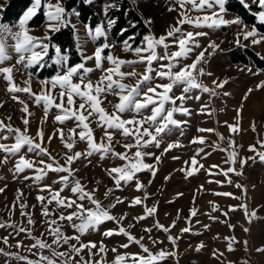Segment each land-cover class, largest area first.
Here are the masks:
<instances>
[{
    "label": "rangeland",
    "instance_id": "374dc122",
    "mask_svg": "<svg viewBox=\"0 0 264 264\" xmlns=\"http://www.w3.org/2000/svg\"><path fill=\"white\" fill-rule=\"evenodd\" d=\"M9 1L0 0V9H3ZM126 1L138 14L148 30L136 46H140L143 37L150 33L156 37L165 35L169 28L176 24L180 15V6L176 3V0ZM238 1L244 6L241 0ZM50 2L56 4L57 0H50ZM64 2L65 0H60L63 7ZM111 2L119 5V0H102L100 5H95L94 0L88 2L99 16V24H106L104 5ZM246 3L249 7H244L248 9V13L254 15L260 10L258 3L254 2V0H246ZM32 4L33 0L29 7ZM186 7L189 10V14L193 17L212 14V11L209 9H205L202 12L191 11V4H188ZM41 8L44 15V9L43 7ZM170 9L173 10L170 11ZM39 10H37V13ZM111 10L113 9H110L109 12ZM25 11L12 23H2L0 17V23L10 27L12 31H18V21ZM73 13L76 12L70 11L66 15L69 22L68 25L72 27L74 32L75 48L80 61L71 66L84 63L86 68L92 69L88 73L81 71V75H84L87 80L96 83L104 75V70L112 67L107 60L102 62V67L100 68L96 67L94 59L83 60L84 56L93 55L95 49L104 43H108L111 46L105 49V56L112 55L123 60L137 59L134 53L124 49V41L117 43L113 40L110 35L111 29L107 31L106 40L104 38L93 40L87 31L86 26L88 25L81 24L77 20V15ZM224 18L228 20L241 19L238 15L227 10ZM149 21L150 23H148ZM46 25L47 21L44 15L43 22L38 27L30 28L28 25L30 29L29 34L37 38L45 36L51 38L55 32L49 31ZM249 27L251 26L249 25ZM183 30L185 32L199 31L206 33V35L197 37L199 47L195 48L187 59L180 60V63L173 71H179L184 65L191 64L201 51L208 49V52H206V62L198 65V67H203L205 72V75L199 77L200 82L208 87L214 86L213 81L227 80V83L223 88L217 89L218 94L216 96H210L199 89H193L191 92L184 94L183 85L173 88L172 95L179 96L184 94L187 96L184 101H177V104L182 103L188 109V113H175L174 118L182 123L179 126H170L169 130L161 134V137H158V139H161L159 147H156L153 143L144 149V151L154 154L153 156L145 157L144 162L154 165L157 169L155 175L153 176L147 170L137 173V178L145 186L140 191H137L136 180L123 185L120 189L115 188L112 178L109 177L105 170L121 166L124 161L111 155L104 159H101L99 154H93L90 157L82 156L71 167L78 170L75 176L85 185L87 190L96 189L95 198L100 200L104 207L113 203L117 197L123 200V203L117 204L115 208L110 210L111 214L117 217L125 216L126 218L122 221L123 226L128 228L129 224L134 225L128 231L137 239L143 237L141 243L148 247L152 253H158L162 249L175 253L174 256H168L160 264H264V251H257V249L264 248V162L258 156L255 161L248 160L242 169V175H237L234 172H228L227 175H224L221 171H226L229 167H235L237 171H241L239 160L256 155L254 152L249 151V146L256 145L257 149H260L257 141L264 140V87H258V85H261V82H264V71L257 68L254 62L247 57L246 53V50H249L260 60L264 61V43L253 46L250 41H245L241 38L242 46H237L235 41L239 28L236 24L201 28H194L191 24H185L183 25ZM133 36H136V32L130 37ZM45 42L50 44V40H46ZM213 42L219 46L214 53L209 48V44ZM129 43L132 45V40H129ZM8 44V53L11 58L3 65H0V67L15 65L17 68H20L21 66L17 64V54L11 47L13 41L9 39ZM136 46L132 45V47ZM56 48V45L52 46V53L49 54L48 51V55L41 64L29 69L21 68L20 71L14 72L13 81L15 84L19 87H24L23 82L28 80L29 75H31V91L33 93H40L41 89L45 87L42 82L50 81L69 66L68 60L67 65L55 62L57 57ZM176 50L175 46L170 48V51ZM157 51L160 55H163L162 48H159ZM209 53L212 54L209 55ZM234 53L239 54L241 59L246 58V62L233 63L230 57ZM60 55L69 58L67 53L60 52ZM161 63H167V61H154L153 67L159 68ZM133 67H135L138 73H142L145 65L138 64ZM247 68H251L252 71H248ZM51 69L53 70V74L50 77H45L48 70ZM121 70L130 72L133 68L124 66ZM40 74L43 77H39ZM153 77L154 79L151 82L153 86L169 82L167 79L155 77V73H153ZM74 82H78V78H74ZM135 82V78H127L123 81V83L129 85H134ZM8 87V82L0 75V121L23 130L25 125L21 118L25 113L21 111L22 105L18 100L13 99V95L17 96L19 100H23L28 105V111L31 113L28 117L30 121L28 135L39 142L37 132L42 130L44 133V143L42 146L47 147L51 154L59 160L60 164H64L63 157L68 150L57 135V129H63L65 136H67L69 129L75 128L77 122L74 119H66L63 124L56 122L55 116L58 114L56 108H50L45 119L42 103L37 105L34 97L28 93H11L8 91ZM47 87H51V85L49 84ZM249 89H251V92H249ZM158 91L161 90L158 89ZM59 92L60 89L57 86L53 95L59 97ZM196 97H199V99H196ZM245 97L247 98L245 99ZM75 100L78 105L80 103L79 98H75ZM108 101L115 103L118 102V98L109 94L107 100L101 105L111 113L112 103ZM252 102L259 103V109L252 111L254 109ZM57 103H59V99H57ZM205 105H207L206 111L201 112L202 107ZM166 107H171V105H166ZM238 110H240L239 115ZM143 114L150 115L151 106L144 110ZM133 115L135 114L128 112L123 114L122 118L130 119ZM9 117H11L10 120L8 119ZM139 118L137 116V119ZM237 123L239 124L240 131L238 134L231 133L227 125ZM253 123L255 124V131L252 128ZM90 126L94 131L96 141L99 142L104 134L103 129L97 127L95 120L91 122ZM198 129H213L214 131L200 132ZM79 130L77 129V132ZM109 131L113 130L109 129ZM2 134L7 135L6 132ZM49 136L53 137L51 142H48ZM196 137H204L205 144L192 143ZM220 137H223L222 141ZM75 139L76 143L72 152L68 154L87 150L88 145L86 141H80L78 137H75ZM229 139L235 141L236 152L238 153L237 163L234 165L226 163L229 159L228 151L221 150V148H229ZM115 141H120V143H115ZM0 142L11 145L15 140L14 138H9L6 141ZM124 142H131V138L125 141L120 132L115 131L114 146L117 152L125 151L121 146ZM169 143H176L179 146L165 152L164 149ZM217 144L220 147H217ZM201 147L204 148V153H207V155L201 153L197 156L198 164L196 167L198 171H195L191 176H186L185 172L181 171V169L186 167L185 161L189 162L188 170H192L191 157ZM132 151L134 152L135 149ZM21 154L25 155L27 159H39L34 153L27 152V147L22 149ZM4 155L3 152H0V160H3ZM155 157L160 158L159 163L156 162ZM18 159V156H10L6 163H0V189H4L3 192H0V223L10 222L17 225H27V217L20 214L19 203L13 208V203L17 200V190L19 189L23 192L21 202H26L27 204L25 211L30 213L35 221V225L32 228V237H40L44 233L43 238L48 243H51L52 237L47 235L45 220L54 219L60 212L67 214L74 209L61 208L53 216L46 218L41 215V204L37 201L36 197L38 195H48L47 192L40 191V188L45 184L52 185L54 189H60L62 185L54 183V181L58 180L59 175H66V173L49 172L40 183H36L33 179H24L25 176H34L35 173L32 169H25L21 173H14V166ZM44 159L47 158L45 157ZM200 165H203V167H199ZM213 165H218L219 167L211 168L212 174H209L210 166ZM229 180L231 183H229ZM238 184L242 185L243 188L237 187ZM108 188H113L114 190L105 198L104 193ZM244 189H246V192ZM145 192L148 198L143 201V204L134 207L129 206L130 201L134 197H141L143 199ZM181 193L182 195H178ZM225 193H230L231 195H223ZM61 195L75 199L71 192V184L64 188ZM83 203L85 207H92L87 200L83 201ZM242 204L247 205L249 212L255 211V218L251 219V221L246 216L244 209L240 207ZM144 205L148 207L155 205L157 211L154 215L147 216L146 219L137 222L133 217L146 215ZM48 207L51 211L56 208V205L53 203ZM214 207L215 211L213 210ZM230 208L234 210H230ZM191 209H196L197 214L195 216L190 214ZM224 213H227V215H224ZM187 220H190L191 223L189 224ZM157 221L165 227L172 225L173 221H175V227H172L169 232H165L154 226ZM205 225L208 227L205 228ZM229 225L234 227H229ZM61 227L62 231L68 236L79 235L81 243L88 244V242H94L97 245L96 248L91 250L92 254L89 253L88 248H84L79 255L71 253L68 244H64L62 247L56 249L59 252H69L70 255L75 257L76 261H80L82 256L85 261H99L100 264H113L117 255L138 254L145 257L148 255V253L142 251L139 244L130 242L123 234L105 236L104 233L106 231L118 229L119 225L113 221H106L100 224L96 230L90 229L83 235L77 233L67 221L61 222ZM185 227H190L191 231L181 233V229ZM145 228H151L152 231L150 233L145 232ZM245 229H248V231H245ZM170 235L177 238L175 245L169 241L168 237ZM5 237L8 238L7 244L3 243V238ZM227 237H235L236 241H238L233 244V251L228 250L229 240L225 239ZM17 241H22L20 248L16 247ZM153 241H157V243L154 244ZM244 241H247V245H245ZM34 243L35 240L26 233H19L17 235L16 229L12 227H0V249H3L4 252H18L21 256L36 260L38 256L35 253L40 250L32 248L29 251V248ZM69 243L76 244V241L72 240ZM101 243L105 247L104 252H99ZM124 244H128L129 246L127 248L121 247ZM200 245L202 247H199V250H197ZM53 247L55 248L56 246L53 245ZM114 248L116 251L112 250ZM214 251L223 253V255L214 256ZM43 255L51 257L52 253L48 249H44ZM0 264H25V262L13 256L0 253ZM56 264H61L60 258H56ZM121 264H132V261L126 259Z\"/></svg>",
    "mask_w": 264,
    "mask_h": 264
},
{
    "label": "snow or ice",
    "instance_id": "6c2138e0",
    "mask_svg": "<svg viewBox=\"0 0 264 264\" xmlns=\"http://www.w3.org/2000/svg\"><path fill=\"white\" fill-rule=\"evenodd\" d=\"M86 2H91V0H86ZM244 6L248 8L246 0H241ZM258 3V8L260 9L258 13H255L258 22L264 24V0H254ZM176 3L180 6V15L176 21V24L171 26L165 35L156 37L151 33L144 36L140 46L132 47L129 40H134V36L130 37L129 40L123 42L124 49L134 53L137 57L136 60H123L119 57H114L112 55H104L105 49L111 46L108 43H104L98 46L93 55L84 56L83 60L87 61L94 59L96 62V67H102V62L107 60L112 67L104 70V75L96 83L87 80L83 73L91 72L92 69L86 68L84 63L77 64L75 66H67L66 70L62 73L53 77L50 81H44L42 84L45 85L41 89L40 93H33L30 87L31 75L29 79L25 80L24 87H19L13 81V73L18 72L23 69H29L33 66L41 64L45 57L48 55L50 44L46 43V40H50V37L45 36L43 38H37L30 35V29L28 27V22L37 15V10L43 7L44 15L47 21V28L49 31L58 32L62 27L68 26L67 20V9L63 7L60 0H57L56 4H52L50 0H33V4L29 7L22 17L19 19L17 27L18 31H12L10 27L5 24L0 23V65H3L11 57L8 53V40L11 39L13 44L11 47L17 54V64L20 68L15 65L10 67H0V75L3 79L8 82V91L11 93H28L30 96L34 97V101L37 105L43 104L45 119L47 117L50 108H56L58 114L55 116V121L63 124L66 119H74L76 127L69 129V134L65 136L63 129H57V135L61 139L62 144L68 150L64 154V164H60L59 160L54 157L47 147L42 146L44 143V133L42 130L37 132V137L39 142L31 136L28 135V125L30 123L29 116L31 113L28 111V105L23 101L19 100L17 96L13 95L14 100L22 105L21 111L25 113L22 116V122L25 125L24 129L14 128L11 124H5L4 121H0V141H6L9 138H14L15 142L11 145L0 142V152L5 155L0 163H6L9 157L18 156L14 166V173H21L25 169H32L34 171L33 177L25 176L24 179H33L34 182L40 183L49 172H56L58 174L66 173V175H59L58 180L54 183H60L62 187L60 189H54L52 185H43L40 188L41 192H47V196L38 195L36 197L37 201L41 204V215L48 218L53 216L56 211L61 208L64 209H74L73 211L65 214L60 212L58 216L54 219H46L47 224V235L52 237L51 243H48L44 239V233L40 237H32V228L35 225V221L32 215L25 211L27 204L26 202H21L23 197V192L17 190V200L13 203V208L19 203L21 216L27 217V225L24 224H14L10 222L0 223V227H12L16 229L17 235L19 233H26L29 237L35 240V243L31 245L29 251L32 248H37L40 251L35 253L38 259L31 260L28 257L21 256L19 253L4 252L0 249V253L4 255L13 256L18 260H22L25 264H56V258H60L61 264H100L99 261H85L81 256L80 261H76L73 255L69 252H59L56 249L62 247L64 244H68L71 253L79 255L84 248L89 249V253L92 254L91 250L96 248L97 245L94 242H88L84 244L80 242L79 235L68 236L62 231L61 222L67 221L69 225L80 235L87 233L90 229L96 230L98 226L106 221H113L119 225L118 229H110L104 233L105 236H112L114 234L125 235L130 242H134L140 245L144 253H148L147 257L139 256L138 254L129 255H117L116 260L113 264H121V262L126 259H130L132 264H160L168 256H174V252H169L167 250H161L158 253H152L148 247L143 245L141 241L143 237L137 239L133 236L128 229L134 225L129 224L128 228H125L122 224L125 216H114L111 214V209L115 208L117 204L123 203V200L119 197L115 201L104 207L100 200L95 198L96 189L87 190L85 185L76 178L75 173L78 171L71 167V165L83 157H90L93 154H99L101 159L106 158L111 155L124 161L121 166L112 167L106 169L105 171L112 178L114 186L116 189H120L123 185H127L133 180H136V190L140 191L145 186L137 178V173L147 170L154 176L157 169L152 164L144 162L145 157L153 156L151 152L144 151L150 144H155L159 147L161 144V134L165 133L170 129V126H179L180 121L174 118L175 113H188V109L183 106L182 103L179 105L177 101H184L187 96L184 95L191 92L193 89H199L202 92L208 93L210 96H216L218 94L217 89H221L227 83L224 81H213V87H208L200 82L199 77L205 75L203 67H198L206 62V52L208 49L201 51L193 60L191 64H186L179 71H173L175 67L180 63V60L187 59L189 54L194 51L195 48L199 47L197 37L206 35L203 32H185L183 30V25L191 24L194 28L201 27H218L221 25L236 24L239 28L237 32V39L235 43L237 46L241 45V38L245 41H250V43L255 46L257 44L264 43V34H261L257 27L245 24L241 19L235 18L232 20L225 19L226 14V0H176ZM191 4V11L202 12L205 9L212 11L211 15L196 16L193 17L189 14L187 5ZM110 9H119V5L115 2L107 3L104 5V16L106 19V24L101 23L93 27L91 25L86 26L90 37L93 40L100 38H107V31L110 30L116 23V20L108 15ZM173 9H170V11ZM78 15V13H73ZM150 23V21L148 22ZM135 27V24L132 25ZM127 29H121V33L126 32ZM171 41V42H169ZM176 47V51H170V48ZM219 46L214 42L209 44V48L214 53ZM159 48L163 49V55H160L157 51ZM60 48H56V63L61 65H67V56L60 55ZM212 53H209L212 54ZM154 61H167V63H161L159 68H154ZM144 64L145 68L142 73H138L135 70L134 65ZM124 66L132 67L133 70L130 72H124L121 69ZM248 71H252L251 68H247ZM155 77L160 79H167L169 82L166 84H156L152 85V80ZM210 75V73H209ZM74 78H78V82H74ZM127 78H135L136 82L134 85H129L123 83ZM51 87H47V85ZM178 85H183V93L179 96L172 95L173 88ZM59 86L60 92L59 97L53 95L56 87ZM258 87H264V82ZM146 88V90H145ZM161 90V91H158ZM251 92V89H249ZM111 94L118 98V102L112 103V111L109 113L101 105L107 100V96ZM227 95V93H225ZM75 98H79L80 103L77 105ZM247 97H245L246 99ZM59 99V103H57ZM199 99V97H196ZM166 105H171V107H166ZM151 106V114L144 115V110ZM207 105L203 106L201 112H205ZM238 110V115H239ZM128 112H132L135 115L130 119H123L122 115ZM211 114V113H208ZM137 116L140 118L137 119ZM9 120L11 117L8 118ZM95 120L97 127L103 129V136L100 141L97 142L94 136V131L91 128V122ZM43 123V121H42ZM227 123V122H225ZM147 125V126H145ZM231 133H237L240 131L239 124L227 125ZM253 131H255V124L252 125ZM77 129H80L77 132ZM109 129L113 131H109ZM119 131L121 136L124 137L125 141L131 138V142H124L121 146L125 149L123 152H117L114 146V132ZM200 132H212L213 129H198ZM7 133L3 135L2 133ZM75 137H78L80 141L87 142V150L84 152H75L73 154H68L72 152V149L76 143ZM52 136L48 137V142H51ZM221 141L223 137H220ZM115 143H120V141H115ZM192 143H199L201 145L205 144L204 137H196L193 139ZM257 143L260 145V149H257L256 145H250L249 151L254 152L256 155L246 158H241L239 160V165L241 171H237L235 167H229L226 171L221 170L224 175L228 172H234L237 175H242V169L248 160L255 161L258 156L259 159L264 162V140H258ZM229 148L223 149V151H228L229 159L226 163L236 164L238 153L236 152L235 141L229 139ZM176 143H169L164 149L165 152L171 150L174 147H178ZM27 147V152L34 153L39 159L31 160L27 159L25 155L21 154L22 149ZM217 147H220L217 144ZM135 149L133 152L132 150ZM201 153H204V148H198L196 154L191 157V168L188 170L189 162L185 161L186 167L181 169L185 172L186 176H191L195 171H198L196 167L198 161L196 159ZM207 155V153H204ZM47 159H44V158ZM156 162L159 163V157H155ZM174 159H176L174 157ZM199 167H203L200 165ZM218 165L210 166L209 174L211 173V168H218ZM167 179V177H166ZM99 183V182H97ZM229 183L231 181L229 180ZM71 184L72 197H64L61 195L65 187ZM237 187L243 188L242 185H237ZM113 188H108L104 193L105 198H107L112 192ZM4 189H0L3 192ZM246 192V189H244ZM178 195H182L178 194ZM223 195H231L230 193H225ZM147 193L143 199L141 197H134L129 206L134 207L136 205L143 204L146 200ZM87 200L92 207H85L83 201ZM55 203L56 208L49 210V205ZM246 216L251 219L255 218V211L249 212L247 205L242 204ZM146 215H141L138 217H133L134 220L139 222L140 220L146 219L147 216H152L156 213L157 207L153 205L148 207L144 205ZM215 211V207L213 208ZM230 210H234L231 209ZM190 214L195 216L197 214L196 209H191ZM227 215V213H224ZM179 218V217H178ZM187 219V218H186ZM214 219V218H213ZM77 221V222H73ZM190 224L191 221L187 220ZM162 229L165 232H169L172 227H175V221L172 225L165 227L159 224L157 221L154 225ZM208 226L205 225V228ZM229 227H234L229 225ZM145 232H151V228H145ZM191 231L190 227H185L181 229V233ZM248 231V229H245ZM169 241L175 245L176 237L171 235L168 237ZM229 240L228 250L233 251V244L237 243L235 237L225 238ZM75 240L76 244H70L69 241ZM8 238H3V243L7 244ZM157 243V241H153ZM247 245V241H244ZM53 245L56 247L54 248ZM79 245V246H77ZM22 246V241H17L16 247L20 248ZM129 245H121L123 248H127ZM202 247V245L198 246ZM48 249L51 251L52 256H44L43 250ZM116 251V249H112ZM105 247L101 243L99 246V252H104ZM257 251H264V248L257 249ZM214 256L223 255V253H218V251L213 252Z\"/></svg>",
    "mask_w": 264,
    "mask_h": 264
},
{
    "label": "trees",
    "instance_id": "16d2710c",
    "mask_svg": "<svg viewBox=\"0 0 264 264\" xmlns=\"http://www.w3.org/2000/svg\"><path fill=\"white\" fill-rule=\"evenodd\" d=\"M32 0H10L3 9H0V17L2 23H12L16 21L20 15L25 11L31 4ZM102 0H94L95 5H100ZM64 7L67 9V13L75 11L78 13L77 20L81 24L91 25L93 28L99 24L100 19L98 14L95 12L93 7L86 2V0H65ZM226 10L238 15L241 20L250 26L257 27L260 33L264 34V24L257 22L256 17L253 14L248 13L246 9L238 0H227ZM110 17L116 20L115 25L110 30V35L113 40L117 43H121L128 40L129 37L136 32L132 45L136 46L141 41L143 35L148 30L143 24L138 14L128 5L126 0H119V9H113L108 13ZM44 15L42 8L39 10L36 16H34L28 23L30 28L38 27L42 24ZM133 23L135 27H133ZM121 29H127L126 32L121 33ZM73 29L70 25L62 27L60 31L55 32L50 38L49 54L52 53V46L56 45L60 48L61 52L67 53L69 66L74 65L80 61V57L75 48V41L73 38ZM247 57H249L257 68L264 71V61L260 60L253 52L246 50ZM231 61L246 62V58H242L239 54H232ZM53 74V70H48L45 77H50ZM41 76V74L39 75Z\"/></svg>",
    "mask_w": 264,
    "mask_h": 264
},
{
    "label": "bare ground",
    "instance_id": "6f19581e",
    "mask_svg": "<svg viewBox=\"0 0 264 264\" xmlns=\"http://www.w3.org/2000/svg\"><path fill=\"white\" fill-rule=\"evenodd\" d=\"M252 104H254V109L252 111H256L257 109H259V107H260L259 103H253L252 102Z\"/></svg>",
    "mask_w": 264,
    "mask_h": 264
}]
</instances>
